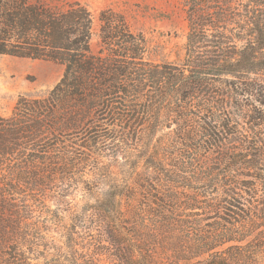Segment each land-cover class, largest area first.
Segmentation results:
<instances>
[{"label":"trees","instance_id":"trees-1","mask_svg":"<svg viewBox=\"0 0 264 264\" xmlns=\"http://www.w3.org/2000/svg\"><path fill=\"white\" fill-rule=\"evenodd\" d=\"M182 2L177 66L146 59L109 9L92 54L81 3L0 0V55L64 66L45 97L0 116V264H31L46 200L79 186L118 264H259L261 211L247 207L251 167L264 180V111L249 109L264 106V0Z\"/></svg>","mask_w":264,"mask_h":264},{"label":"rangeland","instance_id":"rangeland-1","mask_svg":"<svg viewBox=\"0 0 264 264\" xmlns=\"http://www.w3.org/2000/svg\"><path fill=\"white\" fill-rule=\"evenodd\" d=\"M44 1L52 6L79 2L88 9L92 16V54H96L99 49L100 13L109 9L123 17L133 34H141L145 38L146 59L155 64L171 63L180 66L183 63L187 21L182 0ZM63 72L64 66L59 62L0 55V116H9L19 97H45L58 83ZM262 101L264 102V97ZM249 109L251 115L257 118L260 117L259 111H264V106L260 107L252 100L249 102ZM260 138L264 151V126L261 128ZM260 165L264 174V157ZM112 171H119V168H113ZM254 173L251 167L248 178L251 195L247 207L251 220L255 219V209L264 212V180H255ZM256 186V196H253V188L256 189ZM105 188L106 186H102V189ZM91 203L81 186L78 191H70L64 199L46 200L53 217L42 225L45 230L38 242V252L29 256L31 264H118L106 250L107 225L99 218L85 216L84 206ZM261 212L257 215L262 219L257 222V232L260 231L264 237V217ZM258 260L259 264H264V242L259 249Z\"/></svg>","mask_w":264,"mask_h":264}]
</instances>
